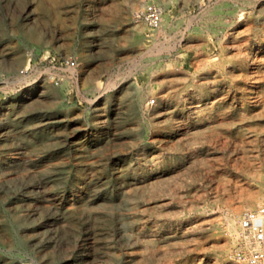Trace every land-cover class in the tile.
Returning <instances> with one entry per match:
<instances>
[{"label": "rangeland", "instance_id": "374dc122", "mask_svg": "<svg viewBox=\"0 0 264 264\" xmlns=\"http://www.w3.org/2000/svg\"><path fill=\"white\" fill-rule=\"evenodd\" d=\"M155 2L148 35L136 0H0V264H241L264 0Z\"/></svg>", "mask_w": 264, "mask_h": 264}, {"label": "built area", "instance_id": "2783aa9c", "mask_svg": "<svg viewBox=\"0 0 264 264\" xmlns=\"http://www.w3.org/2000/svg\"><path fill=\"white\" fill-rule=\"evenodd\" d=\"M131 21L133 25H142L150 35L160 24L161 9L155 0H136ZM55 63L58 68L66 71L75 67L76 60L72 56H62ZM27 71L24 67L19 73L25 74ZM153 101V98L149 99V103ZM231 257L241 264H264V200L253 208H245L239 212Z\"/></svg>", "mask_w": 264, "mask_h": 264}, {"label": "bare ground", "instance_id": "6f19581e", "mask_svg": "<svg viewBox=\"0 0 264 264\" xmlns=\"http://www.w3.org/2000/svg\"><path fill=\"white\" fill-rule=\"evenodd\" d=\"M137 27H139V26H134V29H137ZM256 199H257V198H251V199H249L248 203H249V204H252L253 202H256ZM232 216H233V215H232ZM236 216H237V215H236ZM233 219H234V218H233ZM226 220H227V219H226ZM227 225H228V227H229L230 230L233 229L232 220H228V221H227Z\"/></svg>", "mask_w": 264, "mask_h": 264}]
</instances>
